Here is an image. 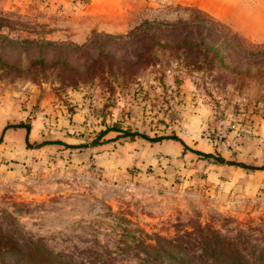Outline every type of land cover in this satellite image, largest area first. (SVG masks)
<instances>
[{"label":"rangeland","instance_id":"374dc122","mask_svg":"<svg viewBox=\"0 0 264 264\" xmlns=\"http://www.w3.org/2000/svg\"><path fill=\"white\" fill-rule=\"evenodd\" d=\"M87 4L0 0V86L24 90L48 84L79 92L88 99L90 122L85 132L64 140L94 143L55 144L22 158L0 156V252L34 242L66 254L71 264H181V258L185 264H215L202 248L218 240L264 263V175L251 194L225 201L207 186L198 188L202 172L187 176L199 160L222 164L216 158L223 153L237 163L228 138L220 136L221 148L210 152L187 142L210 156L183 149L178 164L159 159L140 169L131 161L122 172L115 167L125 154L122 146L141 137L111 131L94 141L104 126L183 139L179 126L192 115L185 109L190 99L178 97L183 90L200 92L210 109L214 94L229 101L259 98L263 111L264 42L192 6L141 3L110 17L85 11ZM164 24L171 27L164 30ZM92 62L100 65L95 74L85 72ZM232 123L225 125L232 129ZM212 134L206 128L204 135ZM147 153L160 155L157 147ZM187 177L195 183L182 187ZM159 238L175 239L180 250L162 241L164 248L156 252L137 244Z\"/></svg>","mask_w":264,"mask_h":264},{"label":"crops","instance_id":"0c3cea01","mask_svg":"<svg viewBox=\"0 0 264 264\" xmlns=\"http://www.w3.org/2000/svg\"><path fill=\"white\" fill-rule=\"evenodd\" d=\"M87 3L85 11L110 17L124 15L138 8L141 3L149 8L163 4L192 6L225 22L232 31L251 41L264 42V0H87ZM214 96L217 102L214 99L215 108L210 109L200 92L194 90L191 94H185L184 90L180 91L178 97L190 99L192 103L185 107L187 112L192 113V118L186 116V110L181 108L182 119L185 120L186 116L189 121L185 125L182 120L179 129L183 140L197 143L200 149L207 152L221 148L220 136L230 140L232 157L237 163L229 162L226 159L229 154L223 153L225 157H222V164L199 160L187 173L189 177V174L202 172L198 188L207 186L217 200L225 201L232 195L251 194L255 191V188H251L257 182V177L264 175V113L260 109L259 98L240 96L229 101L216 94ZM88 105V99L82 98L79 92H61L48 84L30 86L24 90L0 86V156L22 158L30 151L50 150L55 144L61 146L48 139L64 140L69 133L85 132L90 122L87 120L90 117ZM25 119L30 122L29 130L15 126ZM235 121L238 124L237 131L226 127V123ZM206 128L213 134L206 137ZM111 133L108 132L104 137L111 136ZM146 142L136 137L129 140L127 146H122L125 154L115 165L118 172L126 170L127 162L131 161L140 169L156 165L159 159L164 160V164H178V158L183 155V146L179 140L163 139L153 144ZM154 147H157L160 155H148L147 150ZM188 177L182 187L195 183V177ZM248 177L252 179L248 180Z\"/></svg>","mask_w":264,"mask_h":264},{"label":"trees","instance_id":"16d2710c","mask_svg":"<svg viewBox=\"0 0 264 264\" xmlns=\"http://www.w3.org/2000/svg\"><path fill=\"white\" fill-rule=\"evenodd\" d=\"M193 23L194 21H190L189 24H193ZM162 26H164V30L165 28L171 27V25L169 24H164ZM173 33L175 32H171V34ZM164 35L167 36L166 33ZM175 43H177V40L175 41ZM99 69H100V65L97 62H92V63H89L85 67V72L89 71V73L95 74ZM15 126L25 127L27 130H29L30 128L29 123L25 121H20ZM110 131H118L122 136L129 137V138L139 136L149 142H157L163 139H176L181 142L183 149L185 151L190 150L191 152L200 154L202 156H206L207 154L205 152L190 148V146L185 140L178 138L176 135L164 134V135H156V136L150 137L144 134H140L138 132H133L129 128L122 129L121 127H115V126H104L103 128H101L96 133L95 135L96 140L94 141H97V139L102 138ZM1 141L2 139L0 138V142ZM52 142L63 144L65 146L81 147L83 145L80 143L70 145L65 140H62L61 138L55 139ZM158 240L159 242L158 243L156 242L154 244L152 242H146L143 239H139L137 240V244L145 249L156 252L158 248H161V249L164 248V246L160 244V241H162L163 244L165 242L171 248L177 249V251L180 250V246L175 243L176 241L175 239H164V238L160 239L159 238ZM180 240L178 239L177 241H180ZM212 244L214 245L213 247H211L209 243H205L202 250L209 252L210 254L209 256L213 259V262L215 264H264L263 262H261L263 261L262 260L263 258L254 259L251 262L250 259H248L244 255H240L238 250L230 248L229 245L223 241L215 240L212 242ZM20 248L21 249H18V250L0 252V264H71L70 258L66 254L47 250L44 248L42 244H38L34 242H26V244L20 246ZM181 252L182 254H184V250H181ZM161 255L162 254H160V256ZM179 263L185 264V260H182L181 258L179 260Z\"/></svg>","mask_w":264,"mask_h":264},{"label":"water","instance_id":"95a60500","mask_svg":"<svg viewBox=\"0 0 264 264\" xmlns=\"http://www.w3.org/2000/svg\"><path fill=\"white\" fill-rule=\"evenodd\" d=\"M6 129V128H5ZM26 140H28V135H26ZM94 143L93 142H91V143H88V144H84V145H82V146H84V147H88V146H92ZM75 147H77V146H75ZM206 156H210L209 154H206ZM216 159H218V160H222L223 161V159L222 158H219V157H217Z\"/></svg>","mask_w":264,"mask_h":264},{"label":"built area","instance_id":"2783aa9c","mask_svg":"<svg viewBox=\"0 0 264 264\" xmlns=\"http://www.w3.org/2000/svg\"><path fill=\"white\" fill-rule=\"evenodd\" d=\"M263 113H264V110L262 111ZM238 124L237 123H232L231 124V128L233 129V130H238V126H237Z\"/></svg>","mask_w":264,"mask_h":264}]
</instances>
